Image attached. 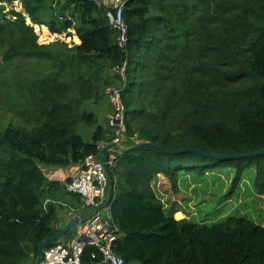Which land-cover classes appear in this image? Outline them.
I'll return each instance as SVG.
<instances>
[{
	"label": "trees",
	"instance_id": "1",
	"mask_svg": "<svg viewBox=\"0 0 264 264\" xmlns=\"http://www.w3.org/2000/svg\"><path fill=\"white\" fill-rule=\"evenodd\" d=\"M3 1L15 19L0 6V72L16 59L33 68L27 85L0 84L8 105L0 122V264H35L40 243L62 228L64 205L86 212L79 195L50 181L44 168L100 158L114 129L108 118L99 123L93 106L109 88L124 104L122 147L150 142L212 155L264 148V0H127L124 47L102 0ZM36 26L69 40L72 33L74 43H39ZM123 64V73L113 71ZM80 125L93 128L90 141ZM262 160L120 151L109 180L119 234L113 251L123 264H264V225L234 215L210 224L175 219L152 186L159 174L176 188L180 172L233 168L231 192L244 168L255 166L254 186L264 196ZM74 230L57 241L71 242ZM93 253L86 246L81 264H103Z\"/></svg>",
	"mask_w": 264,
	"mask_h": 264
},
{
	"label": "rangeland",
	"instance_id": "2",
	"mask_svg": "<svg viewBox=\"0 0 264 264\" xmlns=\"http://www.w3.org/2000/svg\"><path fill=\"white\" fill-rule=\"evenodd\" d=\"M2 2L4 3L3 7L6 6V2L3 0ZM101 2L108 9L111 8L107 1ZM6 12L8 11L4 10V13ZM5 17L9 19L10 16H7L6 13ZM27 22H29V19ZM69 31L71 33V30ZM70 37L71 40H69L66 33L61 35L51 34L44 26V32L41 34V38L38 36V41L39 43H46L55 39H61L64 43L72 45L75 36L71 33ZM44 39L47 41L41 42ZM31 68L33 66L29 59L14 60L10 68H4L0 72V84L8 81L5 89L17 88L24 84L27 85L31 76ZM7 108L8 105L2 104V99H0V122L7 120ZM93 108L97 114L99 123H103L106 126L107 118L113 113V111L110 112L109 96H105ZM92 130L93 128H87L83 125H80L78 128V132L86 141H90L89 134ZM120 146H122V142ZM262 163H264V160H262ZM235 174L236 172L233 168H216L202 176H197L195 173L180 172L176 188H172L168 182L166 185L167 189L163 192L161 191L163 188L160 184L156 186L158 189L157 194L165 204L163 205L166 213H172L173 217H176L175 219L178 220L185 218L197 223L210 224L223 221L228 216L234 215L247 217L263 226L264 196L258 194L254 186L257 178L256 167L244 168L238 177L235 188L230 192ZM166 206L170 207V210Z\"/></svg>",
	"mask_w": 264,
	"mask_h": 264
},
{
	"label": "built area",
	"instance_id": "3",
	"mask_svg": "<svg viewBox=\"0 0 264 264\" xmlns=\"http://www.w3.org/2000/svg\"><path fill=\"white\" fill-rule=\"evenodd\" d=\"M107 1L110 9L107 16L111 26L117 31V43L124 47L127 41V26L123 18V11L127 0H102ZM4 3L0 0V6ZM14 9L19 11L18 3H14ZM6 13H9L11 7L6 5ZM13 19L15 16L7 14ZM36 34L41 38L44 27L36 26ZM47 40H41L46 42ZM125 64L113 69L116 73H123ZM109 99L113 108V113L109 115V123L114 129V138L112 147L108 150L106 164L110 169L117 160V155L121 151V132L124 124V104L119 90L114 88L107 89ZM110 189L109 179L105 171V163L101 156H87L78 167L77 173L70 179L66 185V190L77 194L80 197L81 208L84 212V220L78 223L75 228V234L71 242L56 241L44 249V258L41 264H81V255L86 246H92L96 254L101 258L103 264H123V259L113 251L114 244L119 237L118 231L110 217L109 208L98 207L104 201L108 190ZM73 210V209H72ZM77 210H73L75 213ZM82 214V213H78Z\"/></svg>",
	"mask_w": 264,
	"mask_h": 264
},
{
	"label": "water",
	"instance_id": "4",
	"mask_svg": "<svg viewBox=\"0 0 264 264\" xmlns=\"http://www.w3.org/2000/svg\"><path fill=\"white\" fill-rule=\"evenodd\" d=\"M112 147H117V145L112 144V143L108 144V145L103 147L102 152H101V160L105 163V171H106V175H107L109 180L111 179L110 169L108 168V166L106 164V160H107V156H108V150ZM146 147H152V148H155L157 150L167 152V153L195 151V152H198L200 154H203L205 156H208V157H211L214 159H241V158L260 156V155L264 154V148L257 150V151H253V152L232 154V155H212V154H208L204 151L196 150L193 148H183V149H180L178 151H172V150H168V149H163L162 147H160L156 144L150 143V142H141V143H137V144L130 146V147H123V148H121V151L123 153H126V152L131 151V150H135V149H139V148H146ZM111 199H112V190L110 188L106 194L104 201L102 202V204L98 208L102 209L104 207L109 206ZM84 217L85 216L83 213L75 216L70 221H68V223H66V225H64L59 231H57L56 233L47 237L45 240H43L37 248V257H36L35 264H41V262L43 261V258H44V249L47 248L50 245V243L56 242L61 237H63L67 232L71 231L72 229H75L78 223L83 222Z\"/></svg>",
	"mask_w": 264,
	"mask_h": 264
},
{
	"label": "crops",
	"instance_id": "5",
	"mask_svg": "<svg viewBox=\"0 0 264 264\" xmlns=\"http://www.w3.org/2000/svg\"><path fill=\"white\" fill-rule=\"evenodd\" d=\"M78 166H79V164L69 165L66 167H45L44 172L50 181L57 182L61 186H63V185L68 184V180H70L77 173ZM167 183H168L167 178L161 174L156 176L152 181V186L155 190V193L161 201H162V199L157 194L158 189L156 188V186L161 184V186L163 188V189H161V191L165 192L166 191L165 189H167V186H166ZM163 204H164V202H163ZM167 208L170 210V207H167ZM169 214H172V213H169ZM77 215H78L77 211L75 213H73L71 210L70 211L67 210L66 205H64V208H62L59 212V221H58L59 225L62 224V227H63L64 225H66V223H68V221H70L72 218H74ZM174 218H176V217H174Z\"/></svg>",
	"mask_w": 264,
	"mask_h": 264
},
{
	"label": "clouds",
	"instance_id": "6",
	"mask_svg": "<svg viewBox=\"0 0 264 264\" xmlns=\"http://www.w3.org/2000/svg\"><path fill=\"white\" fill-rule=\"evenodd\" d=\"M111 144V143H110ZM123 148V147H122Z\"/></svg>",
	"mask_w": 264,
	"mask_h": 264
}]
</instances>
